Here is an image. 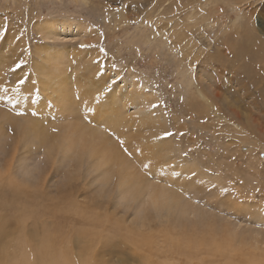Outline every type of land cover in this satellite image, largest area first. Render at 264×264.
I'll return each mask as SVG.
<instances>
[{"label":"rangeland","instance_id":"obj_1","mask_svg":"<svg viewBox=\"0 0 264 264\" xmlns=\"http://www.w3.org/2000/svg\"><path fill=\"white\" fill-rule=\"evenodd\" d=\"M251 24L264 29V0H0V82L27 110L19 116L0 101V206L13 247L37 251L48 239L52 253L95 264H264L254 250L264 249V68L248 70L228 54L251 48ZM19 59L22 68L7 74ZM49 59L64 74L49 72ZM21 76L26 85L13 93ZM93 86L104 103L117 95L119 118L134 121L121 139L136 166L137 147L144 157L151 145L168 146L167 164L181 174L169 182L186 213L142 212L143 199L108 178V165L75 153L48 162L36 139L16 141L12 120L58 128L76 108L83 116L82 95ZM114 120L97 127L116 134Z\"/></svg>","mask_w":264,"mask_h":264},{"label":"bare ground","instance_id":"obj_2","mask_svg":"<svg viewBox=\"0 0 264 264\" xmlns=\"http://www.w3.org/2000/svg\"><path fill=\"white\" fill-rule=\"evenodd\" d=\"M56 23L57 22L50 24L49 28L55 30L57 28ZM63 25L67 26L65 24ZM250 27V29H245V31L247 32L248 38L251 34L249 39V44L251 48H239L236 49L235 52L234 47L232 51H229L228 54L233 58L235 64H240L239 62L247 63L246 65L248 67V70H251V67L253 70L264 68V29H261V31H256L257 29L255 28V24H251ZM55 53H57L56 60L63 61L64 54L60 51H56ZM60 65H62V67L65 66L63 65V62L60 63ZM88 65V69L92 74H95L99 69L98 67H90V64ZM57 68H59L60 74H64L63 68H60L56 61L49 59V66L47 70H49V72H52ZM261 76L262 77L259 76V82L264 85V69L262 71ZM40 83L43 84V88L44 81H41ZM48 83L50 85V81ZM48 83L45 82V84ZM59 83V88H62L68 82L67 79H60ZM239 83L241 84V82ZM78 84L80 87H87L88 81L83 84ZM88 90L90 91L85 97H83L82 95V103L84 104V102L87 101L90 107L96 109L94 116H91L92 123H86V121L82 118L79 112L77 113V111L79 110L77 108L74 109L73 116L71 117V119H69L68 122H65L64 124L58 125V128L54 127L55 125H46L44 122L31 117H25L26 121L23 123H18L17 121L11 119V124L16 125V141H18V138L21 139L20 141L36 139L39 142L40 146L44 149L43 153L46 155V161L48 162H52V160H54L58 153H63L67 155H69L70 153H75V156L77 155L80 162L83 161V158L88 157V159L93 160L95 166L108 165V178H117V180L127 188V196L130 199L134 200L141 198L144 201L143 204H145L148 193L145 191L144 187H142V185L145 184V178L143 176V173L136 166L135 162L125 156L116 138L114 136L110 137L109 135H106L105 131L101 130L100 128L98 129L97 127L99 123L106 122L111 117L115 116V136H118L121 139V137L124 138L126 123H131L130 125L132 126V124H134V121L132 119L125 120L124 117L119 118L120 114L118 113L120 112V109H118L114 103V100L117 95H110L109 98L107 97V100L110 99V103H104L102 101L104 99V96L100 88H97L96 91L95 87L93 86V88H90ZM260 90H262V88ZM54 91L57 90H53V92ZM93 92H95L94 96L91 97V95H93ZM56 94L57 97L55 99L52 98V100H56V103L60 104L64 100L63 94H60V91L59 93L56 92ZM64 94L66 95V93ZM97 96H99V103L96 102ZM76 104L78 103L76 102ZM107 114L111 116H107ZM150 123L155 124L153 119H150ZM53 128H56L57 131L53 132ZM5 133L6 131H4V129L1 130V135H4ZM157 145L158 144L149 146V153H145L144 157H140L136 160L150 158L155 162L153 170H155V168L158 167L161 163H169L170 158L168 156V146H163L159 148ZM0 149L2 150V146ZM78 158L76 160H78ZM42 167H44V165ZM181 195L182 194L179 195L178 191L176 190L174 198L169 204L164 205L163 203L158 202V206L152 207L154 208V210L166 209L168 210V213L169 211L173 210L175 211H173L174 213H176V211L186 213L188 210L186 209V205H183L181 202ZM191 208L188 207L189 211L191 210ZM5 209L6 208L4 206H0V264H95L94 261L76 262L74 259L63 253H52L48 250L51 246V242L48 239H45L40 243V246L37 248V251H35L34 248L27 244H23V246H20L19 249L14 248V242L11 244V242L6 239L8 236V233L5 231L7 227V223L5 222L6 215L1 214L3 213L2 211H4ZM144 210L145 207L143 208L142 212H144ZM145 212H147V210ZM192 213H195V211H192ZM231 238L232 240H238L240 237L232 235ZM240 240L243 241L244 239L241 238ZM12 248L14 249L12 250ZM256 249H260V257H264V249H262L258 245L257 248H254V250ZM257 254H259V251Z\"/></svg>","mask_w":264,"mask_h":264},{"label":"snow or ice","instance_id":"obj_3","mask_svg":"<svg viewBox=\"0 0 264 264\" xmlns=\"http://www.w3.org/2000/svg\"><path fill=\"white\" fill-rule=\"evenodd\" d=\"M136 21H133L135 23ZM103 35V34H101ZM81 48L84 47H91V45H85L81 44ZM101 51L103 52L104 49L101 48ZM25 64V61L23 59H19L13 67L8 69L7 74H14L18 69H21L22 66ZM28 80L27 76H21L16 82L14 87L11 88V91L13 93L19 94L21 93L22 86L26 85V81ZM112 83H115V80L112 81ZM9 88L6 86H3V82H0V93H3L0 95V101H6L8 105L11 106V109L14 111L16 115L23 116L27 114V110L21 107H18V100L20 99V96H11L8 95ZM31 91V90H29ZM30 99V102L32 104H36L39 100V91L36 90L33 93V96L27 97ZM96 102L99 103V96L96 97ZM155 107V105L153 106ZM96 112V109L93 107H90L87 103V101L84 102V111L82 118L88 122L92 123V120L90 119V115L94 116ZM31 114L33 116L38 115V112L33 109L31 111ZM56 117L55 115L52 116V119L54 120ZM53 132H56L57 129L53 128ZM105 132H108L110 136H114L116 140L118 141L121 150L127 156L130 160H135L134 153L132 151H129V148L126 146V143L123 139H120V137L115 136V133L111 132L110 129L105 128ZM174 133L170 131H166L162 134V137H168L172 136ZM183 135V133H181ZM162 137H156V139H160ZM135 152L138 156L142 157L143 152L140 148H136ZM187 152L184 153L185 156H187ZM43 159V157H41ZM154 161L149 159H140L139 163L137 164V167L141 170L143 173V176L145 178V184L142 185L144 187L145 191L148 193L147 200L145 203V208H149L152 206H158L159 203H163L164 205L169 204L172 199L174 198V194L176 189L173 187V183L169 182L170 177H179L181 174L177 171H175L174 166L167 164V162L159 164L158 167L154 168ZM171 169V171H169ZM181 193H184V189L181 187L179 189ZM222 191H227V189H222ZM198 202V201H197ZM259 226V225H258Z\"/></svg>","mask_w":264,"mask_h":264}]
</instances>
